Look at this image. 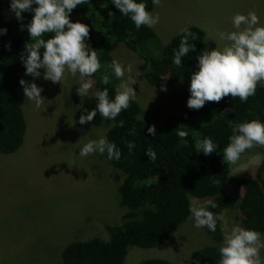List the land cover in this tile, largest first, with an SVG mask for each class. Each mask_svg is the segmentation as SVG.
<instances>
[{
  "label": "trees",
  "instance_id": "trees-1",
  "mask_svg": "<svg viewBox=\"0 0 264 264\" xmlns=\"http://www.w3.org/2000/svg\"><path fill=\"white\" fill-rule=\"evenodd\" d=\"M146 2L147 10L151 12L152 0ZM101 8L104 11L98 13ZM89 11L93 14L87 17ZM32 15L31 11L25 12L24 19L17 21L9 9V0H0V28H7L6 35L0 36V155L18 152L27 130L18 105V87L19 81L26 76L21 54L25 52L26 43L33 42L26 27L21 30V25L30 22ZM70 18H77L89 26L87 44L97 51L102 64L101 70L92 77L95 81L93 95L75 97L74 125L78 131L90 125L108 126L106 138L120 148L121 157L111 161L106 154L105 157L123 175L118 191L120 203L128 210L119 225L105 227L110 235L108 241L97 237L75 242L71 239L63 251L61 264H124L128 247L152 248L166 243L189 217V207L194 202L192 198L212 199L218 207L211 211H234L232 219L243 227L264 232V161L257 166L254 176L232 179L229 178V164L223 159V149L232 135V124L253 119L264 122V81L258 84L256 94L247 102L229 95L220 102H206L199 110L189 109L178 118L169 115L161 125L152 121L150 116L153 113L143 111L138 100L122 111L115 121L105 120L97 113L90 123L81 125L79 116L85 109L91 110L96 106V90L107 87L110 96L115 94L117 78L110 67V49L114 43H124L143 57L142 72L147 82L153 86H164L190 79L197 69L196 57L206 50L205 33L195 25L188 28L192 34L189 41L195 45V50L182 58V67H177L172 60L173 50L178 49L182 33L159 47L157 55H144L148 44L158 42L155 32L145 26L136 29L111 0H90L86 5L77 6ZM52 35L47 33L43 38L48 39ZM105 73L110 76L108 85L101 80ZM226 109L231 111L226 112ZM151 125H155V136L147 132ZM133 128L135 134L130 132ZM181 130L188 133L184 139L177 134ZM204 137H210L218 145L216 152L207 156L198 148ZM129 141L135 145L131 152L126 147ZM149 148L157 154L154 162L145 155ZM252 149L253 153L262 156L264 145ZM251 153L250 149L244 154ZM2 188L9 190L10 186ZM22 201L20 198L18 204H10L17 205L14 210L5 209L0 214L3 223L15 221L23 209L19 205L23 204ZM3 223L1 228L5 226ZM219 223L215 233L204 228L215 243L194 251L188 264H219V247L223 241ZM137 264L173 263L164 259H148Z\"/></svg>",
  "mask_w": 264,
  "mask_h": 264
},
{
  "label": "rangeland",
  "instance_id": "rangeland-1",
  "mask_svg": "<svg viewBox=\"0 0 264 264\" xmlns=\"http://www.w3.org/2000/svg\"><path fill=\"white\" fill-rule=\"evenodd\" d=\"M103 11L101 8L98 13ZM250 11L255 12L264 25V0H161L160 5H153L151 10L160 17L159 24L152 28L158 42L148 44L144 55H157L159 47L192 25L204 31L206 50L223 47L228 42L221 41L217 32L234 31L232 17ZM91 14L93 11L86 16ZM70 19L77 22V18ZM110 55L112 60L131 64L133 77L139 73L137 83L132 85L137 92L136 101L141 103L143 111L153 113L150 118L154 123L161 125L169 115L178 118L189 110L186 101L190 96V79H181L173 85L153 86L142 72L144 58L124 43H114ZM40 71L41 77L34 82L43 88L41 96L45 101L37 108L25 97L27 105L23 107V119L28 135L18 152L0 155V214L5 209L14 210L17 205L10 204H18L20 198L23 200V204H19L23 209L15 221L3 223L0 216V224H5L0 227V264H61L63 251L71 239L75 242L97 237L108 241L110 235L105 227L119 225L128 210L120 203L121 171L107 161L105 154L79 155L83 144L106 136L108 129V126L94 125L81 131L76 129L77 104L74 101L75 97H80L76 91L80 85L79 75H67L61 84H54L43 79V69ZM23 80L33 82L29 75ZM120 83L117 79L116 85ZM162 87L167 90L162 91ZM90 94L93 95L92 89ZM251 152L243 154L236 165L229 164V178L255 175L264 159L256 163L258 154L253 153L254 149ZM261 154L264 158V152ZM5 186H10L9 190L2 188ZM203 200L192 198V201ZM222 214L228 228L233 224L241 225L232 219L234 211L224 210ZM190 216L191 213L166 243L152 248L128 247L124 264L148 259L188 264L194 251L215 243L205 229L194 227ZM219 227L224 232V223L220 222ZM261 255L264 256V250Z\"/></svg>",
  "mask_w": 264,
  "mask_h": 264
},
{
  "label": "clouds",
  "instance_id": "clouds-1",
  "mask_svg": "<svg viewBox=\"0 0 264 264\" xmlns=\"http://www.w3.org/2000/svg\"><path fill=\"white\" fill-rule=\"evenodd\" d=\"M88 3L90 0H9V9L17 21L24 19L25 12L33 13L30 22L21 25V30L26 27L30 40L33 41L26 43L25 52L21 54L25 75L33 78V82L23 79L19 81L18 105L22 112L23 107L27 105L25 97L37 108L45 101L41 96L43 88L34 82L36 78L41 77V69L43 79L54 84H61L67 75L76 77L78 74L80 78V85L76 89L78 96L89 95L95 83L92 77L101 70L102 64L97 51L87 44L89 26L79 21L72 22L70 19V14L77 6ZM111 3L134 23L136 29L141 26L155 28L160 22L158 13L154 14L147 10L146 0H111ZM152 3L159 6L161 0H152ZM231 23L234 31L217 32L219 39L227 41V44L223 47L216 46L211 51L203 50L196 57L197 70L190 76L188 89L190 96L186 101L189 109L199 110L206 102H220L229 95L238 97L241 102H247L250 96L256 94L258 84L264 81V25H261L260 17L252 11L247 14L236 13ZM181 32L179 47L173 50L172 58L177 67H182V58L195 50V45L189 41L191 32L188 29H182ZM6 33L7 28H0V36ZM47 33L53 35L44 39ZM110 67L115 78L121 81L114 96L109 95L107 87L96 90L94 93L96 106L91 110H84L79 116V124L90 123L97 113L105 120L115 121L121 112L127 110L136 100L137 92L132 85L137 83L136 77L139 73L136 72L133 77L132 65H125L118 59H113ZM101 80L104 85H108L110 76L105 73ZM161 90L167 89L162 87ZM231 128L232 135L223 149V159L228 164L236 165L247 150L264 145V122L253 119L232 124ZM27 132L24 133V138L28 135ZM130 132L135 134V129H131ZM147 132L155 136V125L149 126ZM177 134L182 139L188 135L184 130ZM126 147L131 152L135 145L129 141ZM217 147L210 137H204L198 144L200 152L205 156L216 152ZM94 154H106L110 161L119 160L121 150L114 142L108 141L106 136H101L89 140L79 149L81 157ZM145 155L153 162L157 159L156 152L151 148ZM262 159L264 158L258 154L256 163H260ZM217 207L218 204L214 200L205 199L194 201L189 207V212L190 219L194 221V227L197 229L206 228L209 232L215 233L218 222L224 223L223 241L219 247V264H264V256L261 255V251L264 250V234L240 224H233L228 228L224 215L210 210Z\"/></svg>",
  "mask_w": 264,
  "mask_h": 264
}]
</instances>
